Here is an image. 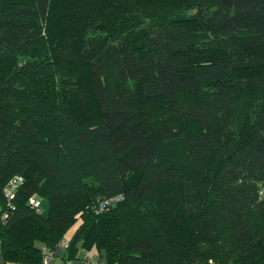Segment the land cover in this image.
<instances>
[{"label":"trees","instance_id":"16d2710c","mask_svg":"<svg viewBox=\"0 0 264 264\" xmlns=\"http://www.w3.org/2000/svg\"><path fill=\"white\" fill-rule=\"evenodd\" d=\"M90 1L0 0L2 256L264 264V0Z\"/></svg>","mask_w":264,"mask_h":264},{"label":"rangeland","instance_id":"374dc122","mask_svg":"<svg viewBox=\"0 0 264 264\" xmlns=\"http://www.w3.org/2000/svg\"><path fill=\"white\" fill-rule=\"evenodd\" d=\"M154 1H156V0H140V2L142 3V5H146V8L147 7H149L151 4H152V2H154ZM159 1H162V0H159ZM182 1L183 0H163V2L165 3V4H167V5H170V6H172L171 7V9L170 8H164V14L165 15H173V11L175 10V11H178V10H181L182 9V11H184L186 8H187V5H185V4H182ZM80 2V1H79ZM99 3H102V4H104V3H106L105 4V6H107V7H111V0H94V2L93 1H90L89 3H87V5L85 6V7H88L87 9H86V11L84 12V4L82 5V6H80V7H77L78 5H76V10H75V12H73V13H71V12H68V13H66L67 14V16L69 15L70 17H68V18H66V19H63L62 18V16H63V14H64V12H61L59 9H58V7L56 8V5L54 6V11L53 12H55L54 13V17H55V14H56V16H57V21H59V23L60 22H62V20H63V22L65 23V24H69V25H72V24H80L81 25V22L82 21H86L87 20V18H85V16L86 15H88L89 13L87 12V11H92V10H94V11H97L98 9H99V7H97L98 5H99ZM191 3V2H190ZM150 4V5H149ZM149 5V6H148ZM180 7H181V9H180ZM146 8H144V9H146ZM174 8V10L172 11V9ZM193 8H190V10H188L187 12H191V10H192ZM100 10V9H99ZM98 10V11H99ZM97 11V12H98ZM96 12V13H97ZM108 12H109V16H111L112 15V13H111V11H110V9H108ZM147 14H149V15H152V14H154L151 10H147ZM66 16V17H67ZM101 16V19H102V15H100ZM89 20V19H88ZM90 20H97L96 19V17H92V18H90ZM48 37V36H47ZM48 39V38H47ZM64 42H61V45L63 44ZM52 48H51V46H50V51L49 52H47V54L45 55V54H43L42 56L43 57H50L51 56V54H54L55 52L54 51H52V49L54 50L55 49V46L52 44ZM56 46H59L58 44L56 45ZM56 50V49H55ZM255 52V54H256V51H254ZM87 74L84 72V71H82V73L79 75L80 76V78L81 77H85ZM82 79V78H81ZM86 89H88V87H85ZM82 105H85V104H82ZM86 106H87V111L83 114V117H85V115H86V113L87 112H89L90 111V104H86ZM79 109H81L82 110V107H79ZM246 124V123H245ZM245 124H244V126H243V129L245 128ZM242 131H244V130H242ZM262 197H264V195H262ZM44 204H43V211H45V210H47L46 209V204H47V202L46 201H44L43 202ZM70 233H71V236L73 235L72 233H74L75 232V227H73L72 229H70ZM67 237H69V235L67 234Z\"/></svg>","mask_w":264,"mask_h":264},{"label":"built area","instance_id":"2783aa9c","mask_svg":"<svg viewBox=\"0 0 264 264\" xmlns=\"http://www.w3.org/2000/svg\"><path fill=\"white\" fill-rule=\"evenodd\" d=\"M23 181V178L20 176H16L14 179H12L9 183V185L5 188V194L10 200L8 205L12 206L11 199L15 195V191L18 187V185ZM122 196H117L113 198H107L100 201L98 211H102L106 207H108L110 204L120 200ZM30 205L38 212H43V201L36 198H31L29 201ZM45 212V211H44ZM58 246L68 248L69 246V240L63 238L58 244ZM57 258V251L56 249L48 248L47 246L42 248V264H53L54 260ZM82 264H107L106 261L97 255H88L82 258ZM67 264H73V260L69 259L66 261ZM210 263L212 264V260H210Z\"/></svg>","mask_w":264,"mask_h":264},{"label":"crops","instance_id":"0c3cea01","mask_svg":"<svg viewBox=\"0 0 264 264\" xmlns=\"http://www.w3.org/2000/svg\"><path fill=\"white\" fill-rule=\"evenodd\" d=\"M46 209L48 208V203L46 204ZM47 211V210H45ZM71 231L68 232L69 237H65V239L69 240L71 238ZM73 234V233H72ZM41 248L45 247L46 245L44 244H40ZM49 248V247H48ZM79 251L76 255V257L74 258H69L68 256V250H66V248L61 247L56 245L55 248H51V249H56L57 251V258L54 260L53 264H67L66 261L71 259L73 260V264H82V258L88 255H97L98 257L104 259L106 261V263L108 264V261L106 259V255L105 252L100 250L98 251L95 247H92L91 249H86L84 248L81 244L78 245ZM0 264H24L21 262H16V261H7L4 259V257L2 256L1 252H0Z\"/></svg>","mask_w":264,"mask_h":264}]
</instances>
